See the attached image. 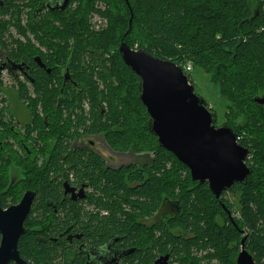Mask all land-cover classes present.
<instances>
[{"label":"trees","instance_id":"1","mask_svg":"<svg viewBox=\"0 0 264 264\" xmlns=\"http://www.w3.org/2000/svg\"><path fill=\"white\" fill-rule=\"evenodd\" d=\"M74 1L68 0V6ZM97 1L108 4V11H105L104 15L110 16L113 10L119 9V20L116 26L110 24L109 29L95 36L87 25V16L89 12L97 11L94 8ZM82 5L83 3H79V8L74 12H63L67 6L62 12L49 13L64 24L66 37L71 33L77 40L57 38L49 39L48 43L41 41L40 45L50 54L47 57L46 54L43 55L44 60L51 64L48 67L57 70H52L50 76L44 71H38L34 76L35 98L32 100L30 97L20 96V98L32 103L34 108L39 104L44 105L49 87L53 98H56L62 88L60 67L67 65L79 92L71 93V90L69 92L71 100L68 94H64V103L69 109L68 105L78 106L82 101L89 99L92 127L87 129L89 125H86V117L78 118L85 132L95 134L105 131L110 142L120 145L128 143L134 153L156 155V157L152 166L148 167L151 180L135 189L124 186L122 171L106 170L99 160L88 152H69L64 155V165L54 164L49 169L55 167L61 172L64 167L69 166L66 170L68 173L73 172L79 182L91 185L94 194L98 196L96 201L93 200L92 195L88 198L97 206H104L111 212L108 218L98 219L96 225L101 224L105 227L106 238L123 237L124 245L128 247L131 245L138 247L139 244L141 250L139 249L134 257L141 263L152 262L156 254H161L168 255L174 264H200L189 261L190 257L195 256L198 259V252L212 248L216 250L217 257L223 264H236L234 260L240 252L241 240L245 237V250L256 264H264V137L262 133H255L258 137L256 140L245 139L242 130L247 131L248 134L247 126L242 130L231 126L239 137L238 144L249 150L248 158L250 159V155L253 156L254 165L250 166L249 159L247 160L246 164L252 169V173L245 185L235 183L216 199L207 184L192 182L183 164L161 148L157 142H154L157 144L155 147L149 145V142L147 145H136L138 139L143 137L153 139V136L146 130V125L144 131L133 126L137 112L141 122L146 123L149 117L138 98L137 77L123 65L117 54L119 44L124 42L131 49L137 47L135 50H145L155 58L171 61L177 66L184 60H190L195 65L210 71L217 78H222L223 81L229 79L233 84L243 85L245 88H249L254 83L264 84V0H88L86 5ZM40 7L41 4L32 12ZM20 11L19 5L11 9L7 2H4L0 8L3 16H11L9 24ZM39 23L37 19L32 22L33 26L30 22L33 33L39 27ZM3 25L5 24L2 21L0 32L3 31ZM112 27L114 29H111ZM101 52L109 53L113 58V66L109 71L107 70L108 74L95 69L97 58L104 57ZM35 54L40 55L34 52L30 45H22L12 51L10 56L31 63V58ZM95 76L102 81H109L106 84V92L99 91L94 82ZM113 76L114 81H112ZM187 78L193 85L190 73L187 74ZM52 80L56 82L51 84ZM20 86L26 87L22 82ZM247 94L248 109L253 112L249 116L248 126L264 132V116L263 121L257 117L260 112L264 115V106L254 102L256 95H251L250 92ZM102 103L106 104L105 111L101 107ZM258 122L260 123L257 125ZM70 124L69 121V127ZM67 136L71 138V135ZM68 143L65 138L58 140L52 155L53 159L56 157L60 159L59 154L68 150ZM58 161L55 160L57 163ZM170 163L172 167L166 168V164ZM179 169L186 173L187 178L183 183H177L175 180V174ZM156 173H161V177L156 178ZM130 174L133 177L139 175V172L134 171ZM34 178L38 196L56 199L60 187L56 186L55 180L49 181L48 172L39 171ZM177 190H180L181 194L177 193ZM232 191L239 194L241 205L238 217L233 219L234 224L222 207L225 206L226 210L231 212L230 206L225 205L221 199L222 195ZM202 193L207 196V204L199 198ZM161 195L179 198L181 209L178 215L165 216L157 226L144 229L129 218L126 222H122L114 213L122 203L132 208V213L127 214L128 216L148 217L158 208ZM64 211V216L55 218L47 230L52 238L54 233L62 232L64 227L80 220V208L77 203L70 202ZM204 211L207 213L218 211L223 214L224 227L215 223L211 217L209 219L208 216L202 215ZM96 225L89 227L90 231H94L92 228ZM155 232L159 235L157 236ZM28 238L25 236L21 241L26 252H29L30 248L26 245ZM46 241L45 245L34 243L32 246L34 251L31 252L36 261H40L38 263L55 264V260L65 252L64 239L57 238L56 242L48 239Z\"/></svg>","mask_w":264,"mask_h":264},{"label":"flooded vegetation","instance_id":"2","mask_svg":"<svg viewBox=\"0 0 264 264\" xmlns=\"http://www.w3.org/2000/svg\"><path fill=\"white\" fill-rule=\"evenodd\" d=\"M48 1H44L39 9L31 13V25L43 11L48 12V14L59 13L44 8V4ZM3 4V0H0V8ZM55 5L51 3L52 8ZM3 18L2 13H0V23ZM122 43L124 42H121L119 46ZM12 51L14 49L5 48L2 32H0V213L18 207L26 196L30 197L28 211L22 223L24 232L19 236L16 243L18 259L24 264H40L38 263L40 261H36L31 252L34 251L32 247L34 243L45 245L46 239L56 242L57 238H59L64 239L65 252L61 253L60 258L55 260V264H155L164 255L156 254V258L152 262L141 263L134 257V254L139 249L141 250L139 244L138 247L133 245L128 247L124 245L125 241L123 240L125 238L123 237H104L105 227L101 224H96L98 219L108 218L111 212L106 210L104 206H97L96 203L91 202V199L88 198L92 195L94 197L93 200L96 201L98 196L94 194L91 185L79 182L75 179L73 172L68 173L66 170L69 169V166L64 167L65 169L61 172H58L55 167L49 168L54 164L60 163L64 165V155L69 152H88L95 156L106 170L111 172L122 171L124 186L129 189H135L143 186L144 182L151 180V173H149L148 167L152 166L156 155L134 153L128 143L114 144L107 139L105 131L96 132L95 134H87L85 132L83 126L78 122V118L86 117V125H89L87 129L92 127L89 99L82 101L78 106L68 105L69 109L64 103V94L69 95L71 90V93L73 91L79 92L67 65L60 67L62 88L59 90L60 95L56 98H53L50 87L46 91L48 97L44 105L39 104L34 108L32 103L20 98V96L30 97L31 100L35 98L34 76L38 71H44L50 76L52 70L57 69L48 67L49 64L46 63L47 61L44 60L43 55L46 54L45 56L47 57L50 54L45 49L40 51V55L35 54L32 56L31 63L11 57L10 53ZM112 63L113 58L111 56L108 59L97 58L95 69L103 74H108ZM3 76L9 77L13 81L21 79L26 87L21 88V83H13L11 91L10 89H4ZM114 79L115 77L113 76L112 81ZM55 82V80H52L51 84ZM94 82L99 91L106 92V84L109 81H102L98 79V76H95ZM11 93L15 96V100L23 104L24 108L19 110L15 103H6L7 97ZM69 99H72L71 95H69ZM101 107L105 111L106 104L102 103ZM20 111L24 113V117ZM146 114L148 115L147 111ZM148 120L149 118L145 123L147 131ZM69 121L71 122L70 127L68 126ZM67 135H71V138ZM64 138L68 140L69 147L67 151H64L65 153L59 154L60 159L56 157L59 160L57 163L52 155L58 140ZM154 138L156 139V137ZM184 167L190 176L189 169L186 166ZM42 170L49 173V181L55 180L56 186L60 187L59 195L56 196V199L38 196L34 176ZM134 171H138L139 175L131 177L130 173ZM155 177L160 178L161 173H156ZM176 192L181 194L180 190ZM160 198L158 208L148 217L141 216L137 218L135 216L132 218V216H128L127 214L131 215L132 208L122 203L114 213L122 222H126L129 218L140 224V227L144 229L157 226L163 221L165 216L178 215L181 209L179 198H172L170 195H161ZM70 202L77 203L80 208V220L64 227L62 232L54 233V238H52L47 230L55 218L64 216V210ZM92 225H96L92 228L94 231H90L91 228L89 227ZM56 234L57 237H55ZM155 234L159 235L158 232H155ZM25 236L29 237L28 243L25 244L29 245L30 253L26 252L24 245L21 244ZM2 238L0 233V247ZM10 250L0 253V264H17L10 257H13ZM165 256L168 257L167 264H173L171 258L168 255Z\"/></svg>","mask_w":264,"mask_h":264},{"label":"water","instance_id":"3","mask_svg":"<svg viewBox=\"0 0 264 264\" xmlns=\"http://www.w3.org/2000/svg\"><path fill=\"white\" fill-rule=\"evenodd\" d=\"M51 3L56 4L52 8ZM68 0H49L44 8L60 12ZM118 55L123 64L138 79V98L149 115L148 132L156 137L158 145L171 153L190 172V178L200 185L207 184L218 199L233 184L245 185L252 169L246 164L249 150L237 142L236 134L227 125L216 127L214 111L194 92L181 68L171 61L155 58L145 50H133L122 43ZM254 102L264 106V96ZM26 196L18 207L0 213L2 243L0 253L11 249V259H18L16 243L23 234V220L30 204ZM231 223V213L222 206ZM241 240L236 264H256ZM167 256L155 264H167Z\"/></svg>","mask_w":264,"mask_h":264},{"label":"rangeland","instance_id":"4","mask_svg":"<svg viewBox=\"0 0 264 264\" xmlns=\"http://www.w3.org/2000/svg\"><path fill=\"white\" fill-rule=\"evenodd\" d=\"M46 0H26L25 2L22 0H3L4 2H7L11 9L15 5H19L21 8V11L19 12V15H16L14 17V20H12V23L9 24V20L11 19L10 15H4L3 17V31H2V38L5 44V48L9 50H15L19 49L22 45L28 46L30 45L34 52H37V54H40V51L44 48L40 46L41 41L49 42V39H66L69 41H76V36L73 34H69L70 36H67L66 27H64V24L61 22V20L52 17L48 12L43 11L37 16V20L40 22L39 27L36 28L37 30L32 31L30 27V20H31V13L34 8L39 7L40 4H42ZM83 3L82 6L86 5L88 3V0H75L71 5H69L63 12L69 13L76 11L79 7V3ZM112 3V2H111ZM30 5V7L28 6ZM85 8V7H84ZM94 8L97 11H91L89 12L87 19V25L89 26L90 31L93 33V35L98 34L100 32L106 31L109 29L110 24L113 26H116L117 20H119V9H115L112 11V15H104L105 11H108V4L106 2L97 1L94 4ZM112 9V8H111ZM120 22V21H119ZM119 24V23H118ZM68 26V24H67ZM111 29H114L112 27ZM15 31V32H14ZM16 33V34H15ZM15 34V35H14ZM96 36V35H95ZM135 47L137 45H134ZM134 49H137L134 48ZM133 49V50H134ZM102 56L104 54L105 59H108L111 55L109 53H102ZM111 54H113V51L111 50ZM183 66L191 68V76L193 78V85H194V92L196 95L203 98L207 106L209 107V110H213L216 114L217 120H216V127H221L223 125H227L229 127H234L235 129L242 130L243 127H248L249 133L247 134L245 130H242V135L245 137V139H252L256 140L258 137L255 133H262V136L264 137V132L259 131L258 129H253L251 126H248L249 122V116L253 114L250 109H248V94L251 93V95H256L257 97H263L264 96V90L262 83H254L249 88H245L243 85L239 86V84L236 85V83L233 84L232 81H223L222 78H217V76H214L210 71L203 69L197 65H195L190 60H184ZM113 66V65H112ZM3 88L4 89H10L11 86L15 84L23 82L21 79L18 81H13L11 78L7 76H3ZM245 90L247 93H245ZM3 95V94H2ZM5 96V95H4ZM6 102V100H5ZM15 103V105L18 106L19 110L20 108H24L22 103L18 100H15V96L11 93L7 97L6 103ZM262 111V110H260ZM22 116L24 117V113H22ZM263 114L260 112L257 114V117L260 121H263ZM136 122L133 124V126L140 128V131H144L145 123L144 121H139L140 117L137 115L135 117ZM260 122L257 123V125ZM262 123V122H261ZM139 131V132H140ZM147 134V133H146ZM148 135V134H147ZM151 136V135H150ZM149 142V145H152V147H155L157 144L154 142H157L156 139L153 137V139L150 138H141L138 139L135 143L136 145H147ZM253 156L250 155V159L247 157V160L249 159V165L253 166L254 161L252 160ZM246 160V162H247ZM172 167L171 163L166 164V168ZM174 167V166H173ZM186 173L184 170L179 169L175 174V180L177 183H183L186 180ZM189 187V186H187ZM239 194L235 192H227L225 195L221 197L223 203L225 205L230 206V213L232 218L238 217L239 211L241 209L240 200H239ZM203 203L207 204L208 199L205 194L202 193V195L199 197ZM206 214V215H205ZM204 216H208V218L213 219L215 223H217L219 226L224 227L225 225V219L223 217V214H221L218 211H210L206 212L204 211L202 213ZM202 216V217H204ZM240 251V249H239ZM198 259L195 256H191L189 261H196L200 264H223V262L220 260L218 256V253L214 249L198 252ZM205 254V255H203ZM202 257V258H201ZM196 258V260H194ZM208 258V259H207ZM237 255L235 257L234 262H236ZM214 260V261H213ZM210 262V263H209ZM219 262V263H218Z\"/></svg>","mask_w":264,"mask_h":264},{"label":"built area","instance_id":"5","mask_svg":"<svg viewBox=\"0 0 264 264\" xmlns=\"http://www.w3.org/2000/svg\"><path fill=\"white\" fill-rule=\"evenodd\" d=\"M184 64L183 63H181L180 65H178L181 69H182V71L185 73V74H189L190 72H191V68H188V67H185V66H183ZM236 137H237V140L239 141V137L236 135Z\"/></svg>","mask_w":264,"mask_h":264},{"label":"bare ground","instance_id":"6","mask_svg":"<svg viewBox=\"0 0 264 264\" xmlns=\"http://www.w3.org/2000/svg\"><path fill=\"white\" fill-rule=\"evenodd\" d=\"M15 32V31H14ZM16 34V33H15ZM14 34V35H15ZM135 50V49H134ZM138 51V50H137ZM35 62V61H34ZM41 62V61H40ZM186 66V65H185ZM39 67V66H38ZM66 69V68H65ZM66 71V70H65ZM65 74V73H64ZM156 157V156H155ZM203 255H205V254H203ZM206 256V255H205ZM127 257V256H126ZM202 258V257H201ZM208 259V258H207ZM214 261V260H213ZM168 262V261H167ZM210 263V262H209ZM219 263V262H218ZM170 264V263H169ZM174 264V263H173ZM208 264V263H207ZM214 264V263H213ZM220 264V263H219Z\"/></svg>","mask_w":264,"mask_h":264}]
</instances>
